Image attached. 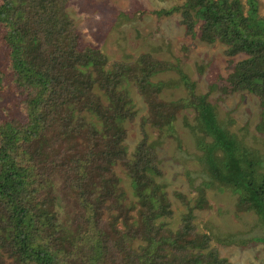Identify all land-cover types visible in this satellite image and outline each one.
I'll list each match as a JSON object with an SVG mask.
<instances>
[{"label":"trees","instance_id":"1","mask_svg":"<svg viewBox=\"0 0 264 264\" xmlns=\"http://www.w3.org/2000/svg\"><path fill=\"white\" fill-rule=\"evenodd\" d=\"M247 4L244 13L241 0H181L152 12L178 11L185 34L225 44V90L252 93L264 111V20L255 0ZM66 6L67 0H0V251L11 260L0 256V264H231L210 246V234L196 229L191 208L175 228L162 219L172 216L171 203L156 180L162 170L144 121L130 155L123 144V122L136 113L124 82L142 94L147 121L159 129L170 127L180 109L194 108L202 137H211L199 139L208 183L229 189L237 210L256 215L264 242V169L257 153L223 126L184 73L185 99L159 97L164 82L151 77L172 69L170 62L141 53L108 64L82 38ZM117 164L130 179L132 201L119 185ZM58 172L62 198L74 207L73 230L55 210ZM205 203L200 191L196 207ZM134 239L142 243L134 247Z\"/></svg>","mask_w":264,"mask_h":264},{"label":"rangeland","instance_id":"2","mask_svg":"<svg viewBox=\"0 0 264 264\" xmlns=\"http://www.w3.org/2000/svg\"><path fill=\"white\" fill-rule=\"evenodd\" d=\"M255 2L257 15L264 20V0ZM180 3L181 0H67L66 11L82 38L96 44L108 64L114 60L133 61L141 53L170 62L172 69L159 71L151 77L152 82H164L158 94L161 99L175 101L187 97L179 72L184 73L193 82L194 92L206 95V100L215 107L223 126L257 153L261 169H264V111L252 93L225 90L230 72L226 45L219 41L207 43L195 35L185 34L178 11L163 16L152 12ZM241 3L246 13L247 0ZM240 57L235 55L232 59ZM123 86L136 111L133 120L123 122L126 128L123 144L130 155L141 138L140 123L144 121L143 129L148 141L154 144L162 170L156 180L164 185L171 203L172 216L162 218L166 225L175 228L181 215L191 208L196 229L210 234V246L215 247L220 256L231 264H264V242L259 240L263 227L256 215L252 211L237 210L236 195L229 189L208 183L210 178L199 139L209 142L211 137H202L194 108L180 109L170 127L159 129L147 121L148 105L142 94L131 83L124 82ZM115 172L126 202L134 200L128 175L118 164ZM61 173L58 172L53 180L60 198L55 210L59 221L73 230L74 207L67 197L62 198L66 191ZM200 191L206 203L196 207ZM133 213L134 210L130 211ZM103 216L109 218V213ZM118 225L124 227L121 219ZM141 243L134 239L132 245L136 247ZM0 256L7 263L11 261L2 251Z\"/></svg>","mask_w":264,"mask_h":264}]
</instances>
